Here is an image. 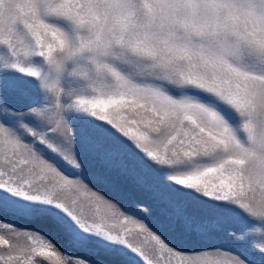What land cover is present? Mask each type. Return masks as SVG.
<instances>
[{
  "label": "snow or ice",
  "instance_id": "6c2138e0",
  "mask_svg": "<svg viewBox=\"0 0 264 264\" xmlns=\"http://www.w3.org/2000/svg\"><path fill=\"white\" fill-rule=\"evenodd\" d=\"M262 110L264 0H0V264H264Z\"/></svg>",
  "mask_w": 264,
  "mask_h": 264
},
{
  "label": "clouds",
  "instance_id": "9594fccd",
  "mask_svg": "<svg viewBox=\"0 0 264 264\" xmlns=\"http://www.w3.org/2000/svg\"><path fill=\"white\" fill-rule=\"evenodd\" d=\"M218 43L223 45L227 41L220 37ZM50 86L56 87L55 78L52 79ZM228 154L243 161L240 170L247 185L246 202L253 207L264 208V110L250 122L247 120L241 122L240 130Z\"/></svg>",
  "mask_w": 264,
  "mask_h": 264
}]
</instances>
